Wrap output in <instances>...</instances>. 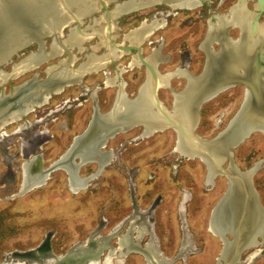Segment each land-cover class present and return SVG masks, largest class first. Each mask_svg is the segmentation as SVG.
<instances>
[{"label":"rangeland","instance_id":"obj_1","mask_svg":"<svg viewBox=\"0 0 264 264\" xmlns=\"http://www.w3.org/2000/svg\"><path fill=\"white\" fill-rule=\"evenodd\" d=\"M213 1L217 3V0ZM236 1L238 0L227 1L221 12L228 11ZM254 5L256 0H250L247 7L254 10ZM115 6V3L109 4L108 11H112ZM199 10L173 11L162 4L139 12H131L116 21L118 29L113 32L114 41L119 45L124 43L127 47L129 44L124 41L127 33L144 23L149 24L162 17L166 19L167 26L143 45L145 57L153 52L149 48L153 45L149 46V43L164 39L163 53L171 56L172 60L160 64L158 71L165 75L180 67L181 57L186 55L192 61L190 66L192 75L197 77L202 72L206 60L205 51L202 49L206 27L200 20L202 11L199 13ZM158 11H170L173 14L166 16L165 12L162 16H154ZM99 12L86 19L81 28L94 25L93 21L104 15L106 9L102 7ZM205 14L209 17L207 11ZM260 21L264 22V15ZM101 27L97 26L98 29ZM68 33L69 29H66L65 35ZM239 35L238 29L230 32L233 39H238ZM45 40L46 48L49 50L52 38L48 37ZM97 43L98 38H95L86 44V48L90 49ZM211 49L218 51L220 46L213 43ZM37 50V45L30 46L20 52L19 56H14L13 62H19ZM103 53L104 50L100 51L99 55ZM73 54L78 55L77 51ZM131 54L135 52L129 53L120 61L112 62L108 72L110 77L114 78L121 69H124L120 82L125 84V93L128 97L134 99L146 81L148 72L146 75L143 66L127 69L132 60ZM84 56L78 55L80 60ZM65 58H68V54L38 69L36 71L39 74L38 84H45L44 80L47 79L45 69L48 65H57ZM76 65L79 67V63ZM3 69L11 72L12 65L9 64ZM36 72L5 85L6 95L11 94V87H17L30 80ZM106 78L104 72L88 75L84 78L82 86L68 87L62 94L55 92L47 101L48 104L30 113L21 124L14 123L1 130L0 140L3 139V142L0 141V264H34L35 260L32 262L21 259L15 254L39 247L49 233L53 234L51 241L53 252L46 258L54 261L63 259V256L77 244L85 243L100 227L103 228L100 242L107 245L104 238L112 237V241L106 247H114L112 250L115 253L112 254V258L118 256L117 261H123V264H149L147 256L141 250L148 251L150 246L157 253L156 257L160 264H217L216 258L222 255L224 244L220 238L211 234L209 226L212 213L222 199L230 193L235 194L234 185L226 176L214 174L216 169L211 166L210 171L208 165L200 158L191 159L176 152L180 134H177L174 128L167 126L161 131L154 134L149 132L144 136L145 127L142 125L131 129L127 125L120 127V131L109 135L107 147L103 150L111 156L103 170L98 173L99 165L91 162L83 167L82 177H89L92 174H96L97 177L79 193H74L70 189L69 176L64 169L50 170V167L71 147L74 139L87 130L96 108L100 114H107L113 108L119 89L107 87ZM171 82L177 92L185 88L183 79H174ZM53 87L58 89L60 84ZM2 91L0 88V94ZM245 95L244 86L236 85L206 103L201 110L196 135L208 140L217 137L238 113ZM158 96L164 106L173 111L174 96L169 88L159 89ZM223 114H226V119L219 125L218 121ZM39 122L43 123L39 128H35L32 134L43 133L46 140L38 144L37 153L31 156L34 158L32 168L33 170L38 168L37 171H42L43 174L47 172L49 179L44 186L21 194L19 192L23 182V165L32 158L23 160L28 141L22 140L21 136H15L14 133L18 129L31 127ZM182 139L184 140L183 137ZM232 152L234 163L242 172L256 167L264 160V133H253ZM228 165L229 161H226L223 167L228 168ZM260 166L253 178V188L264 208V164ZM209 174L217 175L211 186L207 185ZM185 195H188L190 201L182 218L179 208ZM231 199L229 201H232ZM155 202L158 203L153 207ZM186 234L190 237L195 250L181 257L180 251ZM226 236L228 242L233 241L231 233L228 232ZM262 240L259 238L258 242ZM90 250L94 249L90 246L88 252ZM252 251L253 248L248 249L243 253L240 262L233 264H247L245 258ZM123 253L127 256L120 257ZM107 257L110 258L109 255ZM46 258L36 260L39 261L36 264H45ZM114 259L108 264H117ZM63 262L71 264L74 260L66 258ZM221 264L229 263L221 261ZM255 264H264V257Z\"/></svg>","mask_w":264,"mask_h":264},{"label":"bare ground","instance_id":"obj_2","mask_svg":"<svg viewBox=\"0 0 264 264\" xmlns=\"http://www.w3.org/2000/svg\"><path fill=\"white\" fill-rule=\"evenodd\" d=\"M8 1L10 2V0H0V26L2 27L0 29V88L3 89L0 94V133L2 129L10 127L11 124H21L30 113L48 104L47 101H49L55 92H57L56 94H62L68 87L75 85L82 86L84 78L88 75L104 72L107 76L105 85L119 89L114 109H112L111 113L99 114L98 108L95 109L93 117L95 116V119L97 116L100 118L99 124L101 123L100 126L103 129L99 136L102 139L96 143L87 142L73 155V150L69 154H63L65 156H61V160H58L60 163L55 164L61 165V168L68 174L69 187L74 193H79L85 185L97 177L96 174L82 177L81 171L84 166L90 162L96 163L99 165V173L103 170L106 163L109 162L108 160L111 159V156L107 152H103V150L107 147L109 135L120 131V124L130 126L131 129L138 126L135 124L137 121L144 119L146 122V125H143L145 127L144 136L149 132H151L150 134H154L159 130L161 131L167 126L177 130V128L169 124L168 119L166 120L161 115L158 108L154 110L152 107L155 104V92L158 93V90L162 88H170L171 80L177 77L187 79L188 86L184 91L173 95V111H169L162 101L159 100L163 110L170 116V119L182 124L188 132L192 125L198 122L197 108L200 102L204 101L206 103L207 98L211 94L216 95L217 90H222L227 85L245 84L244 86L247 90L245 99L249 100V104L247 103L246 106L250 105L249 109L247 108V112H245L246 108L244 107L243 113L240 114H243L245 119L241 118L240 115H238V118H233L234 121L231 120L229 123L231 125L227 126L228 129L216 143L206 142V145H202L204 141L201 144L198 143L203 151L207 152L216 161L226 159V147L232 142L234 143L243 139L247 130L251 132V129L254 128L252 134L255 132L264 133V67L258 65L259 63L256 64L255 58L252 60L253 54L257 56L259 48H264V22L259 24L258 33L250 38V22L255 18L254 11L257 12L256 6L253 14L247 9V4L250 0H246L242 6L239 2L231 8L228 16H219L217 23L210 24L208 42H206V45H202V49L207 53L208 62L200 77L194 78L192 74L190 76L183 68L165 75L159 73L158 66L167 62L161 53L162 46L153 50L147 57L143 55L147 62L154 65L157 71V80H153L148 72L147 79H145L146 81L138 92L140 97L135 102H130V98L125 93V84L120 82L124 70L121 69L114 78H111L108 72V67L112 62L120 61L124 56L129 54V50H126L127 47L124 46V43L119 45L114 41L113 32L118 29L116 21L124 15L131 14V12H139L162 4L167 5L173 11L179 9L194 10L199 8L205 0H126L124 2H119V0H103L107 5L115 3V8L109 14L106 12L99 19H95L93 21L94 25L87 26L85 29L81 28L85 20L101 10L102 3H100V0H16L11 8L7 4ZM23 14H26L24 18ZM27 21L28 24H24ZM23 25H29V27L25 28ZM164 25V22L158 20H153L149 24L144 23L139 28L127 33L124 41L129 44V48H140L143 53V45L153 37L157 30L162 29ZM31 26L32 28H30ZM97 26L102 27L98 29ZM231 26L241 29V37L238 41H231L226 35L225 28L227 30ZM66 29H69L67 35H65ZM223 31L226 38L221 37L218 42L220 43L221 50L217 53L213 52L210 47L211 43H209L212 39V33L217 37L216 33H222ZM48 37L52 38L49 50L46 48L45 40ZM95 38H98V43L94 46L92 45L90 49L86 48V44ZM33 45L38 46L37 51L31 52L19 62H13L14 56H18L20 52ZM102 50H104L103 55H99V52ZM74 51H77L79 56L83 54L85 56L80 60L78 55L73 54ZM65 54H69L68 58L60 60L57 65H48L45 69V74L47 75V79L44 80L45 84H38L39 74L36 71L43 65L50 63L54 59L63 57ZM77 63H79V67H76ZM9 64L12 65V70L11 72H6L3 68ZM142 65L139 54L133 55L130 68H139ZM31 72L36 73L30 77V80L25 81L17 87L15 86L11 94L6 95L4 92L5 85ZM58 84H60V87L55 89L53 86ZM259 120L263 122L260 126H257L256 124H258L257 121ZM42 123L39 122L31 127L27 126L18 129L14 133L15 136H21L22 140L26 139L28 141V145L25 147V152L22 156L23 160H27L37 153L39 149L38 144H42L46 140L43 133L32 134V131L37 127L39 128ZM109 126H114V129L112 128V131H108L110 129ZM177 134H180V139L177 142L175 151L193 159V146H190L192 144H189L188 141L185 142L186 140H181L180 131L177 130ZM97 137L98 135L95 134V138ZM41 139L43 140L39 142ZM195 139L198 140V138ZM2 140L0 141L3 142ZM80 140L81 137L74 139L73 149ZM86 156L88 157L86 158ZM33 159L28 160L23 165V182L21 192H19L21 194L44 186L49 179L47 172L43 174L42 171H37L39 170L37 167V169L33 170ZM203 162L205 163V161ZM260 165L261 163H258L256 167L251 168L253 169L252 172L237 173V168H233V166L232 168L230 167V170L225 171L231 178L236 179V185L233 187L235 194H231L232 201L227 202L226 200L214 210L209 231L214 236L220 238L222 242H224L223 234L228 232L235 236V240L232 246L231 242H224L222 255L219 257L218 262L229 260L230 263H238L243 253L252 248L256 251L252 252L247 258L249 264H253L264 254V251L258 250L262 246L258 242V239H264V208L256 200L254 190L251 191L252 173H256L260 169ZM209 170L211 171V167ZM213 184L214 177L209 174L207 185L211 186ZM189 201L188 195H185L182 199L179 208V214L182 218ZM157 203L155 202V205ZM102 229L100 227L98 231L93 232L85 243L77 244L67 254L66 258L70 257L74 260V263L71 262V264H108L114 258L118 262L117 264H123V261H117L118 256L112 258L113 253H115L112 250L114 247H106L112 241V237L104 238L107 245L100 242ZM90 246L94 250L88 252ZM148 249L149 253L158 256L151 249V246ZM194 250L190 237L186 234L180 251L181 257L192 253ZM108 255L111 259L107 257ZM125 256L127 255L123 253L120 257ZM63 261L64 257L57 261L46 258L45 264H66ZM33 263L36 264L39 261L35 260Z\"/></svg>","mask_w":264,"mask_h":264},{"label":"water","instance_id":"obj_3","mask_svg":"<svg viewBox=\"0 0 264 264\" xmlns=\"http://www.w3.org/2000/svg\"><path fill=\"white\" fill-rule=\"evenodd\" d=\"M16 0H10V2L8 1L7 4L10 5V8L13 6V3L15 4ZM241 6L245 4L246 0H240L239 1ZM100 3H102V7H104L106 9V12L109 14L110 11H108V5L106 3H104L103 0H100ZM257 7V12L254 11V14H255V18L253 19V22H252V37H254L257 33H258V27H259V24H260V20L262 18V16L264 15V0H256V5H254ZM252 14H253V11H252ZM26 16V14H23V18ZM24 24H28V21L27 22H24ZM23 27L25 28H28L29 25H23ZM32 28V26L30 27ZM0 29H2V27L0 26ZM127 50H133V51H137L138 54H139V58H140V61L142 62V66H144L146 69H147V72L150 73L151 77L153 80H157V71L154 67V65L150 64L149 62H147L146 58L143 57V53L141 51L140 48H136V47H131V48H127ZM69 55V54H68ZM15 87H11V91L14 89ZM225 88V87H224ZM220 90V89H219ZM217 90V93L223 91L224 89L222 90ZM219 91V92H218ZM216 95L214 94H211V96H209V98H207L208 100H211L215 97ZM140 97L139 93L138 95L136 96V98L134 99H130L129 101L130 102H135L136 100H138ZM128 98V97H127ZM153 98V97H152ZM129 99V98H128ZM207 100V101H208ZM153 101V99H152ZM154 101H155V104H153V108L155 110V108H158V111H160L161 115L166 118V120L168 119V122L170 125H173L175 128H177L178 131L181 132V135L182 137L184 138V140H186L185 142L188 141L189 144H192L190 145L191 147L193 146L192 148V156L195 157V158H200L202 161H205V163L208 165V168L209 166H211L213 169H216V172H214V174H221V175H224L228 178L229 182H232V184L235 186L236 185V179L234 178H231L228 173H226L225 171L227 170H230V167L232 168H237L235 163H234V160H233V152L232 150L236 149L237 147H239V145L243 142H245V138H249L250 135L252 134L253 132V129H251V132L247 130L246 134L243 136V139L241 140H238V141H235L234 143L232 142L231 144H229L227 147H226V159H221L219 161H216L214 158L210 157L208 155V153L205 151H203V149L200 147V145L198 143H202V141H204V143L202 145H206V142L207 143H216L217 140H219L223 134L225 133V131L228 129V127L231 125H229L224 131H222L217 137L213 138V139H204L198 135H196L195 133V130L197 128V125H198V122H199V114H198V110L200 109V107L202 106V104L204 103V101L200 102L198 108H197V118H198V122L197 124H193L190 131L188 132L186 129H184V127L182 126V124L178 123L177 121L173 120V119H170V116L163 110L161 104H160V100L158 98V93L155 92L154 94ZM249 104V100H244L240 110L238 111V113L235 115L234 119L235 118H238V115H240L241 113H243L244 111V107L246 108L245 109V112L248 111L250 105L246 106V104ZM248 108V109H247ZM114 109V106L113 108ZM112 109L109 111V113H111ZM100 114V113H99ZM245 114V113H244ZM241 118H244L245 119V116L240 115ZM95 117V116H94ZM93 118V120L91 119V122L87 128V130L80 136L78 137H81V140L78 142L77 146L73 149V144L75 143V141L73 142V144L71 145V147L67 150V152L65 153L66 154H69L70 152H72V155L77 153L84 144H86L87 142H99L102 138L99 136L101 130L103 129L100 125L101 123L99 124L100 122V118L97 116L96 119ZM234 119H231L232 121H234ZM258 124H256L257 126L263 122V121H257ZM146 122L144 121V119L140 120V121H137L135 124L136 125H144ZM111 125V124H110ZM146 125V124H145ZM252 125V124H250ZM122 126H125L124 124H120V127ZM110 129H108V131H112V128L114 129V126H109ZM95 134L98 135L97 138H95ZM77 138V137H76ZM195 138H198V140H196ZM83 152V151H82ZM64 155V156H65ZM63 156V157H64ZM191 156V157H192ZM62 158V157H61ZM61 158L59 160H61ZM226 161H229V166L228 168H224L223 167V164L226 162ZM57 163H60V161H57L55 164ZM53 164L51 167H50V170H53V169H58V168H61V165H55ZM237 173L238 172H242L240 171L238 168H237ZM253 169H250L248 171L252 172ZM247 172V171H246ZM242 173H245V172H242ZM256 173H252V176H251V180L253 182V178H254V175ZM217 175H212L214 178L217 176ZM252 185V183H251ZM233 186V187H234ZM233 189V188H232ZM251 191H253L252 189V186H251ZM254 193V192H253ZM257 196V195H256ZM255 196V197H256ZM232 198L231 196V193L228 194L226 197H224L222 199V201L220 202L221 203H224L226 200L227 202L229 201V199ZM256 200H258V198L256 197ZM259 201V200H258ZM257 201V202H258ZM220 204H218V206L216 208H218L220 206ZM156 205L154 204L153 207H155ZM100 229V228H99ZM98 229V230H99ZM97 230V231H98ZM228 231V230H227ZM236 232V231H235ZM227 233H224L223 234V239H224V242H228L227 241V236H226ZM233 235V234H232ZM52 236L53 234L52 233H49L48 236L46 237V239L44 240V242L37 248L33 249V250H30V251H27V252H19V253H16L15 256L21 258V259H30L32 261L34 260H39L40 258H46L48 257L52 252H53V248H52ZM233 237H235L233 235ZM234 240L233 241H229L231 242V246L233 245L234 243ZM141 252L147 256V259L149 260V264H160L158 258L149 253L148 251L146 250H141ZM64 257V260L66 259L67 257V254ZM70 259V257H69ZM225 262H228L229 264H233L232 262L230 263L229 260H224Z\"/></svg>","mask_w":264,"mask_h":264},{"label":"flooded vegetation","instance_id":"obj_4","mask_svg":"<svg viewBox=\"0 0 264 264\" xmlns=\"http://www.w3.org/2000/svg\"><path fill=\"white\" fill-rule=\"evenodd\" d=\"M227 1H229V0H217V3L215 2V1H213V0H205V1H203L202 3H201V5H200V7L199 8H197V9H200L198 12L200 13L201 11V14L200 15H202L201 17H200V20L205 24V27H206V29H205V38H204V41L202 42L203 43V45L205 44H207L206 42H208V37H209V29H210V24L212 23V24H215V23H217V21H218V18H219V16H228L229 15V13H230V10H231V8L232 7H234V6H236L238 3H239V1L240 0H238V1H236V3H234V5L230 8V9H228V11H226L225 13H223V12H221L222 11V8L225 6V3L227 2ZM122 2H124V0L122 1ZM248 5V4H247ZM158 6V5H157ZM247 9H248V7H247ZM181 10H188V9H179V10H175V11H181ZM248 10H250V9H248ZM255 10V9H254ZM254 10H250L251 12L252 11H254ZM205 11H207V14H209V17H207L206 16V14H205ZM165 12H167L166 13V16L167 15H172L173 13L172 12H170V11H161V12H157L154 16H156L157 17V15H163V13H165ZM169 12V13H168ZM254 19V18H253ZM155 20H158V21H161V22H164V27L162 28V29H164L166 26H167V21H166V19H164V18H162V17H159V18H156ZM252 22H253V20L250 22V27H249V29H250V38L252 37ZM260 23H263V22H261L260 21ZM162 29H159V30H157L156 32H155V34L158 32V31H160V30H162ZM233 29H238L239 30V33H240V35H239V38L238 39H233L231 36H230V32L233 30ZM134 30V29H133ZM225 31H226V35H227V37L229 38V40H231V41H238L239 39H240V37H241V29H239L238 27H233V26H231V27H228V29L226 30V28H225ZM154 34V35H155ZM217 34V37H215V35H214V33H212V39H211V41L209 42V43H211V45L213 44V43H218L219 42V40H220V38L221 37H224V38H226V35H225V33H224V31L221 33V32H217L216 33ZM153 35V36H154ZM245 35H246V33H245ZM215 39H218V40H215ZM146 44V43H145ZM218 44H220V43H218ZM153 45V47H149V48H151V50L153 51V50H156V48H158L159 46H161L162 45V47H163V49H164V39H162V40H154L153 42H151V43H149V46H152ZM220 46V45H219ZM130 46L128 45L127 46V48H129ZM144 47V46H143ZM207 47H209V46H207ZM211 47V46H210ZM127 48H126V50H127ZM163 49H162V51H161V53H162V56L164 57V59H165V61H167V62H164V63H162V64H165V63H168V62H171V56H166V55H164V53H163ZM204 50V49H203ZM220 50H221V46H220V49L218 50V51H216V50H213V52L215 51L216 53L217 52H220ZM205 51V50H204ZM133 52H135V54H131V56L133 57V55H136V54H138V52L137 51H133V50H129V53H133ZM143 55H144V57H145V53H143ZM149 55V54H148ZM148 55H146V56H148ZM18 56H19V54H18ZM69 56V55H68ZM205 56H206V60H205V63H204V65H203V70H202V72L200 73V75H198L197 77H200L201 75H202V73L204 72V70H205V68H206V66H207V62H208V56H207V53H206V51H205ZM253 56H254V54H253ZM252 56V60L254 59V61L256 62V64H258V65H260L261 67H264V48H259V51H258V53H257V56H254L253 57ZM182 62V64H181V66L180 67H176V68H174L172 71H170V72H173V71H176V70H178V69H182L183 68V70L184 71H186L190 76H192L191 74H192V72H191V64H192V61H191V59H190V57H188V56H186V55H183V57H181V60H180V63ZM262 63V64H261ZM161 66V65H160ZM159 66V67H160ZM144 67V66H143ZM158 67V68H159ZM145 68V67H144ZM127 69H131L130 68V62H129V65L127 66ZM146 69V68H145ZM124 70V69H123ZM159 73H161L160 71H159ZM242 73V72H241ZM146 75H147V69H146ZM147 77V76H146ZM194 78H197V77H195V76H193ZM181 77H177V78H174V79H180ZM173 79V80H174ZM181 79H183V81H185V88L188 86V81H187V79H184V78H181ZM263 84H264V80H263ZM236 85H242V84H236ZM236 85H234V86H236ZM245 84H243V86H244ZM142 86V85H141ZM175 87H176V85H175ZM231 87H233V86H229V85H227L225 88H222V89H224L223 91H221V92H219V93H217L216 94V96L213 98V99H215L216 97H218L221 93H223L224 91H226V90H228L229 88H231ZM185 88L183 89V91L185 90ZM244 88L246 89V87L244 86ZM169 90L171 91V93L174 95L175 93H179V92H177L176 90H175V88H174V85H172V82H170V88H169ZM139 91V90H138ZM247 91V90H246ZM182 92V91H181ZM138 95V94H137ZM136 98V97H135ZM158 98H159V96H158ZM245 98H246V95H245ZM213 99H211V100H208V101H206V103H208V102H210V101H212ZM245 100V99H244ZM206 103H203L202 104V106L200 107V109L198 110V114H199V122H200V114H201V110H202V108H203V106L206 104ZM243 104V103H242ZM169 111H171V110H169ZM225 115L226 114H223L222 116H221V119H219V121H218V124L219 125H221L222 123H223V121H225L224 119H226V117H225ZM235 117V116H234ZM233 117V118H234ZM199 122H198V124H199ZM231 122V121H230ZM198 126V125H197ZM259 163H261V165L262 164H264V160H262L261 162H259ZM229 166V165H228ZM237 167V166H236ZM238 168V167H237ZM254 168V167H253ZM260 168H261V166H260ZM239 169V168H238ZM240 170V169H239ZM241 171V170H240ZM259 171V170H258ZM257 171V172H258ZM256 172V173H257ZM256 175V174H255ZM254 175V176H255ZM253 183V182H252ZM254 186H253V184H252V188H253ZM253 190H254V188H253ZM258 198V197H257ZM212 215H213V213H212ZM259 240V239H258ZM259 243H261V247H259L258 248V250H262V251H264V239L261 241V242H259ZM80 244V243H79ZM110 244V243H109ZM223 244H224V242H223ZM257 250V251H258ZM254 251H256V250H253L252 252H254ZM252 252H250L247 256H246V258H245V262L247 263V264H249L248 262H247V258L250 256V254L252 253ZM264 257V254H263V256L262 257H260V258H258L253 264H255L259 259H261V258H263ZM182 259V258H181ZM220 258H216V260H217V264H221V262L219 261L218 262V260H219ZM170 262H172V261H170ZM171 264V263H170Z\"/></svg>","mask_w":264,"mask_h":264}]
</instances>
